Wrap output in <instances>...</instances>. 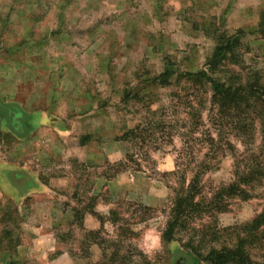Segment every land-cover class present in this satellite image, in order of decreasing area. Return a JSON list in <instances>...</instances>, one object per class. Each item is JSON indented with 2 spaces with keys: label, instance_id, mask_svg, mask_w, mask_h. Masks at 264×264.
<instances>
[{
  "label": "rangeland",
  "instance_id": "1",
  "mask_svg": "<svg viewBox=\"0 0 264 264\" xmlns=\"http://www.w3.org/2000/svg\"><path fill=\"white\" fill-rule=\"evenodd\" d=\"M225 34L239 43L219 78L264 76V0H0V97L53 116L1 145L30 189L0 205L17 210L0 217V264H208L241 242L264 262V138L249 144V114L217 115L184 78L209 70ZM167 67L170 84L154 82Z\"/></svg>",
  "mask_w": 264,
  "mask_h": 264
},
{
  "label": "trees",
  "instance_id": "2",
  "mask_svg": "<svg viewBox=\"0 0 264 264\" xmlns=\"http://www.w3.org/2000/svg\"><path fill=\"white\" fill-rule=\"evenodd\" d=\"M242 34V32H238ZM228 38V39H227ZM239 43L238 36H229L225 34L220 43L215 47L212 57L208 61L209 70H204L199 73H188L184 75L186 82L192 85H198L203 88H209L211 93L210 102L217 111V115L227 116L233 118V113H248L249 120L240 122L243 131L245 134L243 137H246V140L249 144H252L254 141V133L256 130H260V134L264 138V76L259 72H250L247 74L246 78L237 75L236 77H230L227 79L219 78L218 74L222 73L218 68L226 64H236L235 57L233 56L235 48ZM232 55V57L228 56ZM173 77V72L170 67L165 68L159 78L154 80L162 86H167L170 84V80ZM183 78V79H184ZM10 106H6L0 101V115L2 118L9 115ZM12 107L13 110L18 109L15 106ZM11 117V116H10ZM9 120V117H7ZM24 122V121H23ZM26 124V121L24 122ZM239 127L237 131L242 129ZM29 125H27V130ZM239 129V130H238ZM139 129H135L133 132L126 134L127 139H131L133 133ZM240 133V132H239ZM242 137V136H241ZM213 142V140H211ZM203 164V163H201ZM206 166H199L201 172L209 171ZM258 169L263 170L258 167ZM257 170V169H256ZM258 170V171H260ZM259 174H247V176L240 178L244 183H252L254 180H258ZM264 179V174L262 175ZM229 196H242L245 191H242L240 184H233L229 189ZM222 194V193H221ZM180 200V199H179ZM178 207L175 209L177 215L174 216V220L170 223L169 229L166 231L167 242H171L174 237L173 233L177 226L180 225L182 214L185 210L181 207L182 203L177 204ZM17 213V210L13 212H8L5 215H2L1 222L3 223L7 219H12L13 215ZM253 228L257 229L264 226V211L253 221ZM12 229L3 230V238L7 236V250L10 252L14 251L20 245V241H14L11 239L13 237ZM245 245L241 242V245H238L237 248H223L221 250L212 249L206 257H203V261L208 264H264L260 262H255L250 258V256L245 252Z\"/></svg>",
  "mask_w": 264,
  "mask_h": 264
},
{
  "label": "crops",
  "instance_id": "3",
  "mask_svg": "<svg viewBox=\"0 0 264 264\" xmlns=\"http://www.w3.org/2000/svg\"><path fill=\"white\" fill-rule=\"evenodd\" d=\"M0 101L6 106H10V109L6 107L9 110L8 116L2 118L0 115V149L1 145L3 146L6 140L10 138L15 139L17 142H24L37 129L49 127L52 124L53 116L48 112L32 113L19 103L13 102L12 100H5L3 97H0ZM11 106H15L18 109L12 112ZM7 117H9V120ZM23 121H26V124ZM27 125H29L28 130ZM28 176L29 172L26 166L22 167L20 163L17 166L10 159H7V161L2 159L0 161V205L5 204L7 201L11 203L10 205L12 203L22 205L30 186L26 181H24L26 183L23 182L21 184L17 180H22V178L27 180ZM2 212L4 211L0 212V217L2 216Z\"/></svg>",
  "mask_w": 264,
  "mask_h": 264
},
{
  "label": "water",
  "instance_id": "4",
  "mask_svg": "<svg viewBox=\"0 0 264 264\" xmlns=\"http://www.w3.org/2000/svg\"><path fill=\"white\" fill-rule=\"evenodd\" d=\"M0 143H1V138H0Z\"/></svg>",
  "mask_w": 264,
  "mask_h": 264
}]
</instances>
